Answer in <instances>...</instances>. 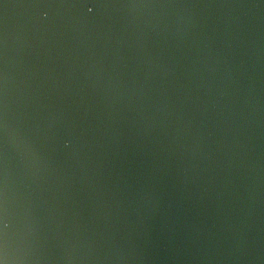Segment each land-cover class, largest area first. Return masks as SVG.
Segmentation results:
<instances>
[{
  "label": "water",
  "instance_id": "95a60500",
  "mask_svg": "<svg viewBox=\"0 0 264 264\" xmlns=\"http://www.w3.org/2000/svg\"><path fill=\"white\" fill-rule=\"evenodd\" d=\"M0 264H264V0H0Z\"/></svg>",
  "mask_w": 264,
  "mask_h": 264
}]
</instances>
